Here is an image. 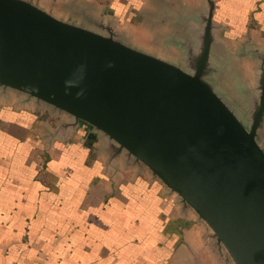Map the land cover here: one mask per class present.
Returning a JSON list of instances; mask_svg holds the SVG:
<instances>
[{
    "label": "water",
    "instance_id": "95a60500",
    "mask_svg": "<svg viewBox=\"0 0 264 264\" xmlns=\"http://www.w3.org/2000/svg\"><path fill=\"white\" fill-rule=\"evenodd\" d=\"M215 8L140 44L113 17L0 0V98L59 116L51 140L83 131L109 170L160 182L219 264H264V47L250 31L232 46Z\"/></svg>",
    "mask_w": 264,
    "mask_h": 264
},
{
    "label": "crops",
    "instance_id": "0c3cea01",
    "mask_svg": "<svg viewBox=\"0 0 264 264\" xmlns=\"http://www.w3.org/2000/svg\"><path fill=\"white\" fill-rule=\"evenodd\" d=\"M33 1L65 18H116L140 44L185 32L178 20L204 8V0ZM215 3L232 46L250 31L264 47V0ZM59 119L0 98V264H219L204 224L160 182L136 168L109 170L83 131L51 140Z\"/></svg>",
    "mask_w": 264,
    "mask_h": 264
}]
</instances>
